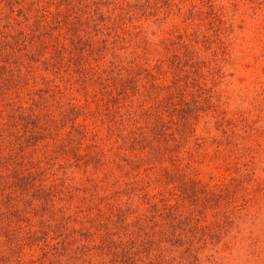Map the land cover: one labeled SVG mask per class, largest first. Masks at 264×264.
Masks as SVG:
<instances>
[{
    "label": "rangeland",
    "instance_id": "1",
    "mask_svg": "<svg viewBox=\"0 0 264 264\" xmlns=\"http://www.w3.org/2000/svg\"><path fill=\"white\" fill-rule=\"evenodd\" d=\"M121 1L114 0L110 7L124 14L107 13L103 28L82 20L72 30L53 27L46 38V78L79 108L77 121L88 135L80 146L73 143L78 134L68 144L66 129L59 134L54 128L36 144L37 157L43 150L49 156L31 176L36 185L31 191L41 194V183L50 188L59 229L48 238L56 247H46V252L26 249V257L33 260L30 264H54L51 253L67 236L58 233L69 223L76 227L80 243L95 239L103 259L99 263L108 264V249L101 251L92 226L105 222L112 227L105 219L117 208L128 212L134 227L137 219L154 226L160 217H151L152 206L161 208L164 201L175 209L174 231L185 241L175 243V264L192 238L185 231L193 225L202 238H193L189 254L184 251L185 264H264V0H150L156 14L149 16L143 11L149 0H142L134 18L127 17ZM136 56L160 67L147 79L125 81L122 94L130 111L138 117L148 109L140 90L152 81L158 85L156 101L165 107L157 115L167 125L175 121V129L167 126L175 144L168 139V151L159 160L120 148L128 127L115 124L117 114L108 101L110 85L123 83L117 80L119 73L128 68L133 74L128 60ZM86 57L89 80L82 90L74 71ZM58 62L63 68L56 78ZM183 77L192 83L184 85ZM174 82L175 94L170 96ZM185 118L190 132L182 129ZM179 214L180 219L191 218L190 224L178 223ZM110 219L115 221V216ZM151 232L156 238L158 232ZM144 251L136 245L130 262L147 264Z\"/></svg>",
    "mask_w": 264,
    "mask_h": 264
},
{
    "label": "trees",
    "instance_id": "2",
    "mask_svg": "<svg viewBox=\"0 0 264 264\" xmlns=\"http://www.w3.org/2000/svg\"><path fill=\"white\" fill-rule=\"evenodd\" d=\"M113 1L0 0V264H26L27 262L30 264L33 260L26 257L27 250L39 249L46 252V247H56V243H50L48 239L49 235H53L59 229V223L56 222L52 211L55 195L43 183H41L43 187L41 194H34L31 191V188L36 186L31 176L37 175L41 165L46 164V157L49 156L47 151L43 150L42 155L37 157L36 144L41 143L42 136L54 128L59 134L62 133L61 128L66 129L64 139L68 144H72L74 134H78L76 142L73 143L80 146L88 135L84 126L77 121L80 114L79 108L74 105L68 95L65 96L60 91L53 90V80L46 78L47 66L46 59L43 57L46 53V38L52 34L50 29L53 27L67 26L64 27L66 30H72V27H76V23L82 20L84 24L91 21L95 28L97 26L103 28L108 21L107 13L115 10L113 16L117 13L124 14V11L118 12V9L110 7ZM121 2H124L128 18H134L143 4L142 0ZM151 5L152 1L145 2L146 10L143 9V11H146L144 12L146 16L156 14ZM133 20L131 19V24ZM147 20L150 19L147 18ZM137 30L141 31L140 27ZM137 36L139 34L134 37ZM50 41L51 39L48 40ZM50 45L54 46V41ZM128 62V67L133 74L128 68H124V73H119L117 77V80H122L123 83L110 85L108 91L110 107L117 114L115 124L128 127L125 129L127 133L121 138L120 148H128L130 152L137 150L140 153L145 152L150 161L152 158L159 160L168 151V139L175 144V136L167 133V126H174L175 129V121H170V125H167L157 115L161 107L165 108L159 99L156 101L157 95L154 93L158 85L152 81L143 83L144 90L140 91L146 94L150 105L148 109L143 108L138 117L137 112H131V106L123 99L122 88L127 90L125 81L131 84L130 77L142 81L152 76L160 66L157 63L151 65L147 62V58L140 56L130 58ZM88 64L90 65V59L86 57L77 63V70L74 71L79 75L76 79L80 81L78 85L82 90L86 88V82L89 80L87 78ZM62 68L63 63L58 62L56 78ZM98 68H95V71L91 70L97 73ZM178 68L181 69L179 66ZM180 81L184 85L192 83L185 80V77ZM169 91L170 96L175 94V82ZM162 98L167 100L169 97ZM55 99L57 103L54 104ZM25 103L28 105L24 106ZM132 119L134 120L130 121ZM188 122V118L180 122L184 124L182 125L184 132H190L191 126ZM54 124L55 127H53ZM63 146V144L60 145L62 149ZM57 147L59 148L58 145ZM168 205L163 201L161 208L152 206L154 214L151 217L155 219V216L160 217L159 221L153 220V224H156L154 226L142 225L137 219L134 227L132 222L127 220L128 212L118 208L110 210V217L105 219L107 223L112 224V227L108 228L105 222L91 225L94 228L92 235L100 237L101 251L103 247L108 249V264H134V261H130L138 244H140V251L145 249L143 255L147 259V264H175L173 253L175 243L180 246L185 241L175 234V209ZM45 215H48L46 220ZM113 216L115 221L110 219ZM161 217L165 219L162 220ZM180 217H182L181 214H179L178 223L190 224L191 218L184 216L180 219ZM53 220L55 221L52 222ZM223 222L224 220L222 226ZM64 225L65 223H62L60 228ZM67 226L68 229L64 233H58L67 236H63L58 243V251L55 249V252L51 253L52 263L98 264L103 260L97 255L95 239L89 241L86 239L80 243L78 238L76 239V227L70 226L69 223ZM101 227L104 229H99ZM112 228L117 230L112 231ZM78 229L85 231V227H78ZM154 230L158 232L156 238L152 237L154 233L151 231ZM125 234L127 237L123 240ZM198 234L199 230L194 225L189 226L185 231V235L192 236L184 248L188 254L193 238ZM201 238L198 236V239ZM184 251L181 252L179 263L176 264L188 263L184 261Z\"/></svg>",
    "mask_w": 264,
    "mask_h": 264
}]
</instances>
